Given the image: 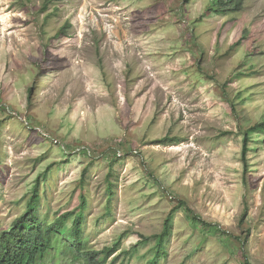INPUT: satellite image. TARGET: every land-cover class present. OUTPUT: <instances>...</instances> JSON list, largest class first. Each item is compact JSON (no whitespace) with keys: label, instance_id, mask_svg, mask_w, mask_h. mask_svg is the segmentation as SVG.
<instances>
[{"label":"rangeland","instance_id":"1","mask_svg":"<svg viewBox=\"0 0 264 264\" xmlns=\"http://www.w3.org/2000/svg\"><path fill=\"white\" fill-rule=\"evenodd\" d=\"M223 2L0 0L1 229L41 179L104 264H150L172 210L159 264H264V0Z\"/></svg>","mask_w":264,"mask_h":264},{"label":"trees","instance_id":"2","mask_svg":"<svg viewBox=\"0 0 264 264\" xmlns=\"http://www.w3.org/2000/svg\"><path fill=\"white\" fill-rule=\"evenodd\" d=\"M219 5H224L223 0H218ZM242 2L236 7H241ZM255 128H264L260 123ZM249 135H244V153L247 151ZM41 179L33 186L28 198L25 212L19 215L7 229L0 228V264H39L58 245L68 252L72 260L82 261L84 264H104L106 259L119 250V244L113 247H105L96 250L89 246L86 239L84 222L86 201H83L76 211H67L59 215L53 221L47 215L41 214L42 194L40 191ZM181 205L186 203L180 201ZM187 212L193 221L201 222L204 227L211 228L214 225L203 221L195 212L186 205ZM175 210H172L164 221L163 232L155 236L154 253L149 260L150 264H159V261L168 255L167 241L173 232V218ZM72 220L70 229L67 224ZM68 242V243H67ZM137 245L131 250H123V253L132 255L137 253ZM119 255H116L117 259Z\"/></svg>","mask_w":264,"mask_h":264}]
</instances>
